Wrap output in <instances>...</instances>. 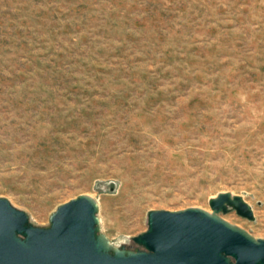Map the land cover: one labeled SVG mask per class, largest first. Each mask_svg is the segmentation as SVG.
<instances>
[{
    "label": "rangeland",
    "instance_id": "374dc122",
    "mask_svg": "<svg viewBox=\"0 0 264 264\" xmlns=\"http://www.w3.org/2000/svg\"><path fill=\"white\" fill-rule=\"evenodd\" d=\"M220 193L264 239V0H0V198L48 228L88 196L136 251Z\"/></svg>",
    "mask_w": 264,
    "mask_h": 264
},
{
    "label": "water",
    "instance_id": "95a60500",
    "mask_svg": "<svg viewBox=\"0 0 264 264\" xmlns=\"http://www.w3.org/2000/svg\"><path fill=\"white\" fill-rule=\"evenodd\" d=\"M213 213L190 208L151 211L148 230L133 238L143 250L114 249L100 232L98 204L88 196L58 207L50 227L0 198V264H264V239H255L218 214L233 208L254 219L242 197L220 193Z\"/></svg>",
    "mask_w": 264,
    "mask_h": 264
}]
</instances>
